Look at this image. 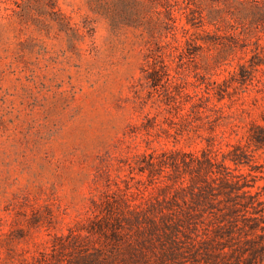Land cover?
Masks as SVG:
<instances>
[{
    "label": "rangeland",
    "instance_id": "rangeland-1",
    "mask_svg": "<svg viewBox=\"0 0 264 264\" xmlns=\"http://www.w3.org/2000/svg\"><path fill=\"white\" fill-rule=\"evenodd\" d=\"M143 7L0 0V264H135L128 249L146 252L133 257L139 264H158L135 221L167 211L180 186L171 169L149 178L143 156L207 151L221 160L246 143L251 123H264L260 69L222 98L211 90L209 116L183 120L159 107L162 95L148 97L138 81ZM236 64L237 57L223 68ZM248 150L250 164L264 167V149Z\"/></svg>",
    "mask_w": 264,
    "mask_h": 264
},
{
    "label": "trees",
    "instance_id": "trees-1",
    "mask_svg": "<svg viewBox=\"0 0 264 264\" xmlns=\"http://www.w3.org/2000/svg\"><path fill=\"white\" fill-rule=\"evenodd\" d=\"M177 1L142 0L147 39L139 85L148 97L162 95L155 101L172 116H209L205 101L211 90L222 98L229 85L245 84L259 69L264 73V0H189L184 7ZM250 45L254 49L247 57ZM236 57L235 67L223 68ZM224 71L221 83L211 80ZM246 138L221 160L207 151L183 158L177 152L143 156L142 172L149 178L171 169V183L180 186L167 211L135 221L142 243L157 249L158 264H264V167L248 158L249 148L264 149V123H251ZM128 250L135 264L146 258L144 251Z\"/></svg>",
    "mask_w": 264,
    "mask_h": 264
}]
</instances>
